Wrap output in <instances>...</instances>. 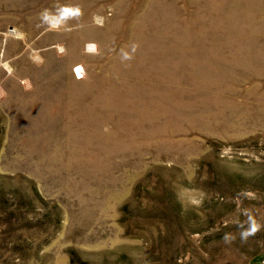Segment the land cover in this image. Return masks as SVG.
<instances>
[{
    "label": "rangeland",
    "instance_id": "obj_1",
    "mask_svg": "<svg viewBox=\"0 0 264 264\" xmlns=\"http://www.w3.org/2000/svg\"><path fill=\"white\" fill-rule=\"evenodd\" d=\"M0 264H264V0H0Z\"/></svg>",
    "mask_w": 264,
    "mask_h": 264
},
{
    "label": "bare ground",
    "instance_id": "obj_2",
    "mask_svg": "<svg viewBox=\"0 0 264 264\" xmlns=\"http://www.w3.org/2000/svg\"><path fill=\"white\" fill-rule=\"evenodd\" d=\"M218 42V41H217ZM165 53V52H164ZM160 54V53H159Z\"/></svg>",
    "mask_w": 264,
    "mask_h": 264
}]
</instances>
